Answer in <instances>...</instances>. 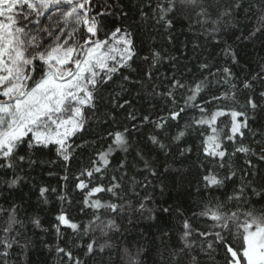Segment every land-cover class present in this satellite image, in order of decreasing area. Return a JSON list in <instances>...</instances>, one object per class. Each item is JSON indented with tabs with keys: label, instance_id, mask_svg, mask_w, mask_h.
Wrapping results in <instances>:
<instances>
[{
	"label": "trees",
	"instance_id": "obj_1",
	"mask_svg": "<svg viewBox=\"0 0 264 264\" xmlns=\"http://www.w3.org/2000/svg\"><path fill=\"white\" fill-rule=\"evenodd\" d=\"M160 2L106 0L111 8L110 14L102 17L105 30L120 27L130 32L136 54L128 67L97 89L95 109L84 110V127L69 141L74 148L70 160L64 161L54 145L28 149L25 144L12 158V168L0 167V239L5 238L2 229L9 214H14L18 221L7 236L12 247L7 249L6 256L0 255V264H76L77 260L80 264H130L125 249L139 264H188L187 256L174 255L182 243L183 221L189 219L194 226L203 227L206 221L198 215L202 206L213 196L223 198V188H205L203 176L209 170L221 177L236 174L235 182L227 184L229 194L241 184L264 190V160L260 159L264 155V98L260 96L264 92V31L245 39L260 27L264 0H236L241 7L233 6L228 16H221L228 6L225 0H218L215 5L213 0H204L210 21L218 20L215 25L201 22L192 8L177 4L176 10L167 15L170 26L159 19ZM163 2L166 4V0ZM226 46L235 50L238 63L226 60ZM153 53H159L155 62ZM204 64L209 65L212 73L230 67L236 77L232 83L237 85L257 74L261 78L252 81L251 89L237 86L233 99L232 90L219 83L222 74L210 77L209 71L201 67ZM124 76L128 79L124 80ZM173 78L187 84L206 81L210 86L202 92L199 102L211 111L218 106H246L250 96L255 100V110L237 107L236 110L247 112L248 128L235 142L225 141L224 149L229 155L223 160L203 154L201 133L208 131L204 127H190L179 141L173 139L179 130L191 125V117L198 116V112H185L178 123L170 122L164 130L151 122L167 115L171 102L162 94L169 90ZM225 92L230 95L228 100L206 103ZM184 95L176 92L178 103H183ZM145 116L150 117L149 122L143 120ZM226 123L228 118H218L221 126ZM125 129L128 150L116 149L112 153L102 181L108 187L111 178L117 177L116 182L121 185L119 199L108 192L96 193L91 198L117 203L120 210L115 214L107 209L97 212L85 204V197L96 182H101L100 177L93 178L88 190L78 189L76 178L83 169L90 168L99 151L107 150L112 143L108 133ZM152 136L158 137L165 147L153 144ZM241 144L252 151L233 155ZM19 156L25 159L20 161ZM144 161L149 162V167H145ZM121 162L123 168L119 166ZM5 163L0 160V164ZM17 177L18 182L10 186V181ZM41 188L47 189L43 196ZM245 195L252 207L264 208V201H259L258 196L248 192ZM61 214L84 226L100 215L114 220L117 229L107 235L96 232L92 236L96 251L88 255L89 236L61 224ZM101 246L103 251L99 250ZM4 251L0 247V253ZM67 252H71L72 259ZM193 255H198L201 264H213V259L215 264H224L222 248L209 256L197 246Z\"/></svg>",
	"mask_w": 264,
	"mask_h": 264
},
{
	"label": "snow or ice",
	"instance_id": "obj_2",
	"mask_svg": "<svg viewBox=\"0 0 264 264\" xmlns=\"http://www.w3.org/2000/svg\"><path fill=\"white\" fill-rule=\"evenodd\" d=\"M217 2L213 0V5ZM225 2L228 6L221 12V16L230 15L233 6L241 7L236 0ZM177 4L192 8L195 15L202 18L201 22H211L213 25L218 23V20L210 21L204 0H166V4L162 0L157 4L159 19L170 26L171 21L167 20V15L176 10ZM110 8L106 0H0V160L6 162L0 164V167L12 168V158L25 144L28 149L54 145L64 161L70 160L74 148L69 141L84 127V110L95 109L97 89L128 67L129 61L136 54L130 32L120 27L105 30L107 26L102 24V17L110 14ZM259 22L260 27L253 29L245 39L264 31V15L259 18ZM212 30L216 31L215 28ZM223 55L232 64L238 63L236 52L231 47L226 46ZM158 58L159 53L152 54L153 62ZM201 67L209 71L210 77L222 74L219 83L232 90L233 99L237 86L251 89L252 81L261 78L257 74L251 79L245 78L237 85L232 83L236 77L230 67L218 68L215 73L211 72L207 64ZM148 75L150 77V73ZM123 79L127 80L128 77L124 76ZM208 86L206 81L187 84L173 78L169 90L162 94L171 102L167 115L151 122L157 129L164 130L170 122L178 123L185 112H198V116L191 117V125L179 130L173 139L179 141L190 127H204L208 131L207 134L201 133L203 154L206 158L223 160L229 155L224 149L225 141L235 142L238 136H244L243 130L248 128L247 112L238 111L237 107L255 110L257 105L250 96L246 106H218L215 111H211L199 102L202 92ZM177 91L186 93L182 97V104L177 102ZM260 96L264 98V92ZM229 98V93L225 92L213 96L206 103ZM221 117L228 118V123L222 126L218 124V118ZM131 118L135 120V117ZM143 120L149 122L150 117L145 116ZM126 132L127 129L124 132H109L112 143L107 150L99 151L90 168L83 169L76 178V187L88 190L93 178L100 177L101 182H96L85 197V204L97 212L107 209L115 214L120 210L117 203H103L91 198L96 193L108 192L119 199L121 185L116 182L117 177L111 178L108 187L102 181L103 173L110 166L109 157L112 153L116 149L128 150ZM150 139L161 149L165 147L158 137L152 136ZM251 151L241 144L235 148L233 155L248 154ZM18 159L23 161L25 157L19 156ZM260 159L264 160V155ZM144 164L146 168L149 167L148 161H144ZM119 166L123 168V162ZM235 175L233 172L221 177L214 170H209L203 176L205 188L224 189L221 194L223 198L213 196L202 206L198 215L206 221L203 227L194 226L189 219L183 221V234L180 237L182 243L174 255L187 256L188 264H201L198 255H193L197 246L200 252L209 256L222 248L224 264H264V208L252 207L250 198L245 195L248 192L258 196L259 201H264V190L257 191L250 184H241L229 194L227 184L229 181L235 182ZM85 178H88V183ZM18 179H12L10 186H14ZM46 191L41 188V196ZM58 220L77 234L89 236L90 242L86 245L88 255L96 251V241L92 239L96 232L107 235L117 229L114 220H105L100 215H95L87 226L72 222L64 214ZM16 223L15 215L9 214L7 224L2 229L5 238L0 239V247L5 251L0 255L6 256L7 249L12 247L7 236ZM99 250L103 251V246ZM58 251L63 252L64 249ZM124 251L129 256L130 264H139L128 249ZM65 254L72 259L71 252ZM76 264H80V261L77 260Z\"/></svg>",
	"mask_w": 264,
	"mask_h": 264
}]
</instances>
